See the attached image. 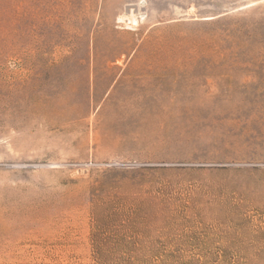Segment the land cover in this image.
<instances>
[{
  "label": "rangeland",
  "instance_id": "obj_1",
  "mask_svg": "<svg viewBox=\"0 0 264 264\" xmlns=\"http://www.w3.org/2000/svg\"><path fill=\"white\" fill-rule=\"evenodd\" d=\"M0 264H264V0H0Z\"/></svg>",
  "mask_w": 264,
  "mask_h": 264
},
{
  "label": "bare ground",
  "instance_id": "obj_2",
  "mask_svg": "<svg viewBox=\"0 0 264 264\" xmlns=\"http://www.w3.org/2000/svg\"><path fill=\"white\" fill-rule=\"evenodd\" d=\"M134 12V11H133ZM135 18V17H134ZM133 22H136L135 20H133Z\"/></svg>",
  "mask_w": 264,
  "mask_h": 264
}]
</instances>
